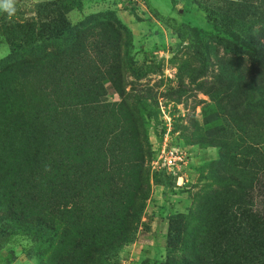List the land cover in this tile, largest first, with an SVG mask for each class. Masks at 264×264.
<instances>
[{
	"label": "rangeland",
	"instance_id": "rangeland-1",
	"mask_svg": "<svg viewBox=\"0 0 264 264\" xmlns=\"http://www.w3.org/2000/svg\"><path fill=\"white\" fill-rule=\"evenodd\" d=\"M14 7L0 9V264H264V63L243 44L264 46V0ZM59 46L84 105L42 88L35 61ZM68 130L89 153L76 139L72 170L49 177ZM163 137L188 153L179 186L151 167Z\"/></svg>",
	"mask_w": 264,
	"mask_h": 264
},
{
	"label": "trees",
	"instance_id": "trees-1",
	"mask_svg": "<svg viewBox=\"0 0 264 264\" xmlns=\"http://www.w3.org/2000/svg\"><path fill=\"white\" fill-rule=\"evenodd\" d=\"M264 15V12L262 13ZM61 34L64 35L66 32L69 30L66 29V26L62 24L61 27ZM59 31V29H57ZM57 33V31H56ZM59 34V32H58ZM227 44L231 43L229 40L225 39L224 40ZM232 44V43H231ZM244 45L248 47V51L250 55L253 58H256L260 60L261 62L264 63V46L262 44H259L257 40H249V42H244ZM233 48H240L239 44H232ZM71 46H63V47H57V50L55 52H46L39 60L35 61L36 63L43 62L44 66L42 67L43 73H48L47 76H49L48 81H41L42 82V88L44 87V92L46 95H48L50 98H56L58 100V103L62 108L70 107V106H75L79 104H85L88 102V100L92 99L91 96H88L87 91L83 89H75L76 85V80L71 77L66 70L70 68V62L71 58L69 56V51L68 48ZM69 57H68V56ZM68 57V58H66ZM46 60V63L44 62ZM50 60V62H48ZM66 75L68 76V83L65 84L64 80L66 79ZM251 79L252 76H251ZM85 86H88V83H84ZM91 101V100H90ZM259 116H256V120L258 121ZM255 125L258 123H254ZM260 124V123H259ZM264 124V122H262ZM78 139L80 140L79 142L81 143L79 145V142L76 143L75 140ZM81 146L82 150L80 155L87 156L89 153L88 150L90 148L84 143L83 137L80 138L79 136H72L71 131H67V135H64L63 138L58 142V146L61 147V150L56 152V159L51 163V167L48 168V174L49 177L55 176V172H58V176L56 179H63L66 174L72 170L73 166V159H74V148L77 146ZM163 174V172H161ZM166 178L170 180V183H174L173 178H171L168 175L163 174ZM264 177V162L263 166L259 169L257 176L259 177ZM260 180V179H259ZM141 185V184H140ZM243 187V186H242ZM140 201V196L137 195L135 192L134 196L132 199L128 202V205L125 210V218L129 216H136L137 212V205ZM66 208V207H65ZM253 213L258 214L256 209L253 208ZM126 219H123L122 221L128 223L127 227H118L116 228L118 233V237H110L108 239V242H105V246L109 247L111 251H114V247L116 246V243L119 241H122L123 243L127 242L129 239V222H127ZM121 221V223H122ZM48 223V222H47ZM51 235H55L56 231L49 226ZM169 230H172L171 224H169ZM119 229V230H118ZM132 231V228H131Z\"/></svg>",
	"mask_w": 264,
	"mask_h": 264
},
{
	"label": "built area",
	"instance_id": "built-area-1",
	"mask_svg": "<svg viewBox=\"0 0 264 264\" xmlns=\"http://www.w3.org/2000/svg\"><path fill=\"white\" fill-rule=\"evenodd\" d=\"M166 139L163 137L162 141L153 148L151 167L173 178L174 184L179 186L184 183L182 169L189 163L188 153L180 146L170 145Z\"/></svg>",
	"mask_w": 264,
	"mask_h": 264
},
{
	"label": "clouds",
	"instance_id": "clouds-1",
	"mask_svg": "<svg viewBox=\"0 0 264 264\" xmlns=\"http://www.w3.org/2000/svg\"><path fill=\"white\" fill-rule=\"evenodd\" d=\"M0 9H3L11 16L15 12L14 0H0Z\"/></svg>",
	"mask_w": 264,
	"mask_h": 264
}]
</instances>
